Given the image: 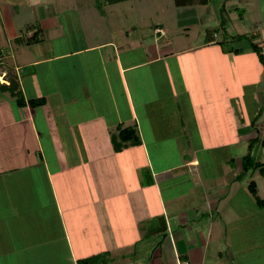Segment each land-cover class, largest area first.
<instances>
[{"label": "crops", "instance_id": "0c3cea01", "mask_svg": "<svg viewBox=\"0 0 264 264\" xmlns=\"http://www.w3.org/2000/svg\"><path fill=\"white\" fill-rule=\"evenodd\" d=\"M256 1L174 2L152 34L115 38L79 12L67 32L61 10L75 5L39 7L22 34L4 11L0 84L13 76L25 104L0 90V264H264V221L251 225L264 208L247 188L254 179L260 195L264 176L237 179L245 153L231 150L264 146V67L248 39L228 50L217 32L230 13L224 39L253 35L264 52ZM235 111L254 121L231 140ZM119 126L141 143L115 150Z\"/></svg>", "mask_w": 264, "mask_h": 264}, {"label": "rangeland", "instance_id": "374dc122", "mask_svg": "<svg viewBox=\"0 0 264 264\" xmlns=\"http://www.w3.org/2000/svg\"><path fill=\"white\" fill-rule=\"evenodd\" d=\"M211 2H216V0H211ZM35 3L40 4L38 8L43 7V5H47L46 7L48 8L52 6H59L61 8V7H66L68 5H73V6L75 5V8L73 7V9L70 11L72 15L68 13V10L66 11L61 10V12L63 13L61 15V18L65 22L64 25L65 30L69 32L71 25L73 23L76 24V22H74V20L72 19L74 18L75 12H79L81 13V15H83L82 18L79 19L81 22L80 24H82L84 28H87L89 30V33L91 34L98 33V35H100L99 36L100 38H102L103 35H105V37L113 36L115 38L117 34H120L119 32L121 31V28L123 26L125 27L124 34L126 33V30L134 32L135 36H142L143 34L146 33L152 34L151 32L152 25L160 21V18L164 17L163 13L166 11V10L163 11V13H157L158 7H164L165 9L167 7L169 8L171 7L172 9L173 7L175 8L174 0H126L123 2L116 3L114 5L103 4V6L101 7L95 5L94 0H0V19H2V15H4V11H5L7 13V17L8 14L11 16V20L13 21V25L17 33L22 34L23 32L26 31V26H28V24L32 25L33 23H35L36 18L38 17L39 14H41L40 8L34 10L33 5ZM227 4L226 6L228 7ZM254 4H255L254 10L257 11V9L260 8L259 5L260 2H257L255 0ZM65 12H67L68 14H66ZM101 12H105L106 16H103ZM157 14L160 15L158 16ZM228 16H225V25L224 26L220 25L217 29V32L221 46H223L224 49L231 50V48L237 46L239 42H234L233 40L231 41L224 39V35L226 33H229L227 32L228 31L227 29L230 27L229 25L231 24L229 22V18L231 19L230 13L228 14ZM69 19L73 21L72 24H71V20L69 21ZM134 25H136V27H133ZM91 37L94 39L92 35ZM228 37H231V35L227 34L226 38ZM255 40H257V37L248 38V42L250 44L251 43L257 44ZM257 113L258 112L256 111V114ZM234 114L235 115H231V140L235 132V126L240 120L246 119L247 121L248 118L253 120L251 118L253 115L250 116V114L249 115L244 114L245 115L244 116L243 114H239L237 111H235ZM262 115L264 118V112L262 113ZM262 139L264 140V136L263 137L260 136L259 141H261ZM246 146H247L246 142H241L238 143L236 146L231 147V150H235V152L237 151V154L241 156L242 154L247 152ZM252 153L256 159L264 160V146L261 144V142L255 143ZM249 194L252 196L250 192ZM260 195H261L260 197L263 198L264 190L262 191V193L260 192ZM262 212L263 213L261 214V219L259 220V218L256 217L253 218L256 222H251V225H254V223H256L254 227H262L264 221V209L262 210ZM256 231L259 234L257 236L258 242L262 241L264 234L261 233L263 231L261 233H260V229H257ZM246 238L248 242L250 236L247 235ZM253 242L255 243V239L253 240Z\"/></svg>", "mask_w": 264, "mask_h": 264}, {"label": "trees", "instance_id": "16d2710c", "mask_svg": "<svg viewBox=\"0 0 264 264\" xmlns=\"http://www.w3.org/2000/svg\"><path fill=\"white\" fill-rule=\"evenodd\" d=\"M126 0H94L95 4L98 7L103 6V4H115V3H119V2H123ZM210 0H174L175 4L177 6H183V5H192V4H206L208 3ZM224 11V6L221 8V12ZM221 26L225 25V17L221 16ZM32 26V25H31ZM30 26V27H31ZM40 30H36L33 35L31 37H29L27 39V43H33L36 42L37 40H41V38L39 37L40 34ZM250 37H253V35H248V34H238L235 36H231L226 38V40H233V41H238V40H242L244 38L248 39ZM19 40V38H17ZM220 43V42H219ZM251 47L253 49L254 52H256L259 61L263 64L264 67V53H263V49L261 46H259L256 43H251ZM231 50H235L238 51V49L232 47ZM7 90L9 91L13 96L16 97V102L18 105H22L25 104L24 101V97L21 93V90L19 89V85H18V81L13 77L10 76V80L9 83H2L0 84V90ZM30 104H32L33 106L36 105H41L43 103H45V99L43 98H38V99H30L29 100ZM118 133L112 136V141H113V145L115 150H120L122 149V147H124L125 145L131 144V145H138L141 143V138L137 132V130L134 127L131 126H119L118 127ZM258 139V137L254 138L251 142L250 145L248 147L247 152L242 156V169L240 171V173L237 175V179H243L244 176L250 172H254L256 170H259L261 172L262 175H264V162L258 161L253 153H252V149H253V145L256 142V140ZM248 190L250 191V193L252 194L257 206H259L260 208H264V198H261L259 193H258V186L257 183L254 179L250 180L247 186ZM80 264H94V258H85V259H81V261H79Z\"/></svg>", "mask_w": 264, "mask_h": 264}, {"label": "water", "instance_id": "95a60500", "mask_svg": "<svg viewBox=\"0 0 264 264\" xmlns=\"http://www.w3.org/2000/svg\"><path fill=\"white\" fill-rule=\"evenodd\" d=\"M158 231L163 233V236H166L167 223H166L164 217L160 218V227H159Z\"/></svg>", "mask_w": 264, "mask_h": 264}]
</instances>
